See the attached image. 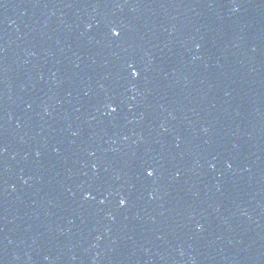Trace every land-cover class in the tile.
I'll use <instances>...</instances> for the list:
<instances>
[{
  "label": "water",
  "instance_id": "obj_1",
  "mask_svg": "<svg viewBox=\"0 0 264 264\" xmlns=\"http://www.w3.org/2000/svg\"><path fill=\"white\" fill-rule=\"evenodd\" d=\"M0 264H264V0H0Z\"/></svg>",
  "mask_w": 264,
  "mask_h": 264
}]
</instances>
